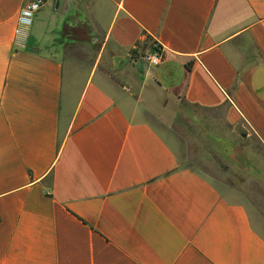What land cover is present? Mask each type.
<instances>
[{
	"label": "crops",
	"instance_id": "1",
	"mask_svg": "<svg viewBox=\"0 0 264 264\" xmlns=\"http://www.w3.org/2000/svg\"><path fill=\"white\" fill-rule=\"evenodd\" d=\"M29 1L0 0V264H264L260 210L165 106L264 148V0H45L17 46Z\"/></svg>",
	"mask_w": 264,
	"mask_h": 264
},
{
	"label": "rangeland",
	"instance_id": "2",
	"mask_svg": "<svg viewBox=\"0 0 264 264\" xmlns=\"http://www.w3.org/2000/svg\"><path fill=\"white\" fill-rule=\"evenodd\" d=\"M165 106L178 115L169 120L187 149L186 165L211 175L221 189L240 192L264 218V148L258 139L241 126L225 125L221 113L170 102Z\"/></svg>",
	"mask_w": 264,
	"mask_h": 264
},
{
	"label": "built area",
	"instance_id": "3",
	"mask_svg": "<svg viewBox=\"0 0 264 264\" xmlns=\"http://www.w3.org/2000/svg\"><path fill=\"white\" fill-rule=\"evenodd\" d=\"M84 1V0H75ZM45 0H30L27 2L20 10L17 15V28H16V45H23L27 33L33 24L34 16L37 12L41 10L44 6ZM149 65L156 66L159 65L163 59V51L158 48L154 50L151 54L144 56L143 58Z\"/></svg>",
	"mask_w": 264,
	"mask_h": 264
},
{
	"label": "trees",
	"instance_id": "4",
	"mask_svg": "<svg viewBox=\"0 0 264 264\" xmlns=\"http://www.w3.org/2000/svg\"><path fill=\"white\" fill-rule=\"evenodd\" d=\"M158 48L159 47L157 45L154 46V50H157ZM185 66H186L187 70L191 69V63L190 62H187Z\"/></svg>",
	"mask_w": 264,
	"mask_h": 264
}]
</instances>
